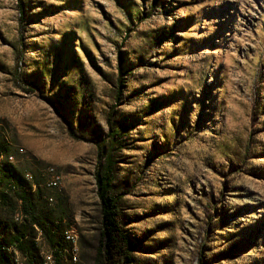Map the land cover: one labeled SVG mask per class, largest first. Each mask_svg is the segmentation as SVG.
Masks as SVG:
<instances>
[{
    "label": "rangeland",
    "instance_id": "rangeland-1",
    "mask_svg": "<svg viewBox=\"0 0 264 264\" xmlns=\"http://www.w3.org/2000/svg\"><path fill=\"white\" fill-rule=\"evenodd\" d=\"M112 109L132 264H264V0H0L2 153L53 167L73 264H98L91 138Z\"/></svg>",
    "mask_w": 264,
    "mask_h": 264
},
{
    "label": "trees",
    "instance_id": "trees-1",
    "mask_svg": "<svg viewBox=\"0 0 264 264\" xmlns=\"http://www.w3.org/2000/svg\"><path fill=\"white\" fill-rule=\"evenodd\" d=\"M119 58L117 76L119 89L116 98L125 83L121 57ZM82 81L80 101L84 99L85 91L88 90L87 80ZM113 111L108 110L104 114L107 125L105 137L91 138L96 148L93 178L98 199L97 241L95 248L90 245L87 247L89 251H94V260L98 264H132L134 259L131 241L126 234L121 214L123 193L116 183L118 169L116 156L124 148L128 128L114 116ZM3 151L7 152L6 146L0 145V157L1 154L4 155ZM24 174L25 171L15 164L0 165V264H15L11 244L21 253L24 264H73L71 261L67 262L68 251L73 252V244L68 239L69 231L63 233L66 230V221L71 216L67 200L59 195H55L52 202L47 200L51 194L54 195L55 189L43 185L46 178L44 173L42 180H38L35 174H32V181ZM17 200L21 202L19 206ZM16 213H21L23 220L16 221L14 218ZM36 228L41 232V244L50 251L48 260L41 257V246L34 240ZM60 255L62 260L59 259Z\"/></svg>",
    "mask_w": 264,
    "mask_h": 264
},
{
    "label": "built area",
    "instance_id": "built-area-1",
    "mask_svg": "<svg viewBox=\"0 0 264 264\" xmlns=\"http://www.w3.org/2000/svg\"><path fill=\"white\" fill-rule=\"evenodd\" d=\"M23 153H24V149L22 147H19L16 150V154L17 155H22ZM10 157H11V160L16 162V156L15 155L10 154ZM27 174H29L30 177L33 178L32 174H30V173H27ZM44 175H45L46 178H45V180L43 182V185H45V186H47L49 188L59 189L60 182L57 181V178L55 176H53V167L52 166H48L47 167V172L44 173ZM47 200L49 202L53 201V199L51 197H48ZM14 218H15L16 221L17 220H23V215L21 213H16L14 215ZM36 231H37V234H36L34 240H37V242H38V233H41V232L39 231L38 228H36ZM69 235L71 237V244H72V241L75 238V231L74 230L69 231ZM38 244L41 246V242H38ZM11 249L14 251V255L16 257V264H19V254H20V252L12 244H11ZM41 257H43L44 259L47 260V252H45L42 248H41ZM54 257H56V256L54 255ZM59 259H62V258L60 257Z\"/></svg>",
    "mask_w": 264,
    "mask_h": 264
},
{
    "label": "bare ground",
    "instance_id": "bare-ground-1",
    "mask_svg": "<svg viewBox=\"0 0 264 264\" xmlns=\"http://www.w3.org/2000/svg\"><path fill=\"white\" fill-rule=\"evenodd\" d=\"M8 160H11V157H9V159ZM13 161V160H12ZM11 161V162H12ZM6 163V158H4V156H2L1 157V159H0V165L1 166H4V164ZM53 176H54V172H53ZM27 179L29 180V181H32L33 180V178H31L30 177V175H27ZM57 181H58V179H57ZM60 182V181H59ZM61 183V182H60ZM72 231V230H71ZM38 239H39V236H38ZM68 239L71 241V237H70V235L68 234ZM76 243H77V235H76V233H75V238L73 239V241H72V244H73V251H74V249H76ZM72 252V251H71ZM21 253L19 254V264H24L23 263V260H22V258H21ZM52 257V256H51ZM60 257H61V255H60ZM62 258V257H61ZM72 258H74V260H76V258L75 257H72ZM63 259V258H62ZM62 259H60V260H62ZM48 260V259H47ZM14 262H15V264H16V257H15V255H14Z\"/></svg>",
    "mask_w": 264,
    "mask_h": 264
},
{
    "label": "crops",
    "instance_id": "crops-1",
    "mask_svg": "<svg viewBox=\"0 0 264 264\" xmlns=\"http://www.w3.org/2000/svg\"><path fill=\"white\" fill-rule=\"evenodd\" d=\"M1 155H2V156H6L7 154H5V155L1 154ZM8 155H9V154H8ZM2 156H1V157H2ZM1 157H0V158H1ZM12 162H14V161H12ZM8 163H9V162H8ZM27 175H28V174H27ZM27 175H26V177H27ZM20 203H21L20 200H17V205H18V206L20 205ZM38 236H39L38 242H40V241H41L40 233H38Z\"/></svg>",
    "mask_w": 264,
    "mask_h": 264
}]
</instances>
